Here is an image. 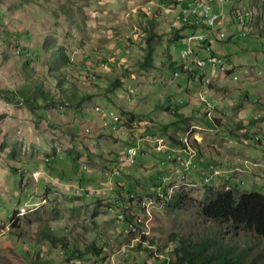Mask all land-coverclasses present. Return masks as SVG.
<instances>
[{"label": "rangeland", "instance_id": "374dc122", "mask_svg": "<svg viewBox=\"0 0 264 264\" xmlns=\"http://www.w3.org/2000/svg\"><path fill=\"white\" fill-rule=\"evenodd\" d=\"M172 3L0 0V89L54 98L31 96L29 107L0 94V264H167L170 234L192 240L226 226L200 214L209 191L264 193V0L228 1L225 11L241 9L251 33L241 37L228 18L214 52L197 50L230 58L236 78L208 66L193 77L182 71L180 52L195 48L188 37L209 32L177 33L183 2ZM186 132L194 151L180 155L192 168L162 166ZM127 146L138 147L137 162L117 175ZM59 164L77 178L57 175ZM159 182L166 200L154 195ZM139 199L147 206L130 225L120 215ZM234 228L246 232L225 229ZM91 242L99 253L79 256ZM263 245L251 243L248 259Z\"/></svg>", "mask_w": 264, "mask_h": 264}, {"label": "trees", "instance_id": "16d2710c", "mask_svg": "<svg viewBox=\"0 0 264 264\" xmlns=\"http://www.w3.org/2000/svg\"><path fill=\"white\" fill-rule=\"evenodd\" d=\"M172 1V4L176 5L181 2H179V0ZM178 17L181 20V27L180 29H176L177 33L187 27H199L192 20L183 17L181 12L178 13ZM177 38H179V35H177ZM155 48L156 47L152 43L151 39H148L145 55V62L147 64L152 63ZM57 54L61 57V59H66L63 52L58 51ZM225 58L229 62H233L230 58L226 56ZM181 68L182 71L189 74L190 77L197 74L196 71L194 73H189L188 70L184 69V65H181ZM35 89L37 90H34V93L31 94L32 97L42 98L44 100V104L46 105L53 103L54 98L51 97L48 92L43 93L40 90L37 96L35 91H38V88ZM28 92L29 91H22L20 94L21 96H17L6 90L0 89V94L4 95V98L8 102L20 103L21 101H25L24 103L30 107L32 102L30 100L31 96ZM121 121L123 123V127L127 125V120ZM85 132L88 134L92 133L90 128L89 131L85 129ZM97 133L101 134V131L97 130ZM74 160L77 161L76 159ZM162 161L163 159L161 160V164ZM64 165L65 164H59L58 166H54L52 169L63 179L73 180L75 177L77 178L73 170H70L68 166L66 167ZM160 187L163 188L161 189L163 195L162 197H164L163 199H168L169 189L167 191L165 187H162L160 182L155 188V197H160L158 195V188ZM174 199L176 200L178 198L169 199L168 201L173 203ZM130 202H132V200H130ZM141 202L142 201L140 199L137 200L138 206H134L133 203L132 205L129 204L126 206L127 213H122L124 214L125 221H127L130 225H134L133 210L136 209L144 211V207L141 206ZM174 204L176 203L174 202ZM199 211L205 218L215 222H222L226 226L228 225L231 227L243 228L246 232L236 234L235 228L233 231H227L225 229L226 226L216 223L212 226L209 233H205L197 239L191 240L176 233H172L169 235V238L172 239V243L169 249L170 257L167 264H264V245L260 248V250H257L250 259H248L252 248L251 243L264 241V193L256 190L239 192L234 186L229 189L209 191V193L205 196V200L200 205ZM130 214L131 216H129ZM222 234H225V239L222 238ZM98 250L99 249L97 248L96 243L91 242L89 245L85 246V249L82 252L78 251L77 253L80 254L79 256H85L88 253H94L97 255L99 253ZM146 251L151 253L150 248L146 247Z\"/></svg>", "mask_w": 264, "mask_h": 264}, {"label": "built area", "instance_id": "2783aa9c", "mask_svg": "<svg viewBox=\"0 0 264 264\" xmlns=\"http://www.w3.org/2000/svg\"><path fill=\"white\" fill-rule=\"evenodd\" d=\"M230 0H181L183 5H181L180 12L183 17H186L192 20L199 27L205 28L209 33H215L218 39H224L226 37L225 31L220 29L228 18H231V13H237L236 11L227 13L223 6ZM244 14L238 13V20L243 19ZM249 33L239 32L241 37H246ZM189 42L195 43V48L188 47L186 50L180 52V58L187 63L184 64V69H191L192 72H195V66H204L205 68L209 63H216L218 65V71L221 74H228V69L231 66H236L233 63L229 62L225 57L212 54L205 55L204 57H199L197 55L199 49V42H208L205 34L192 35L188 38ZM210 50V46L208 49ZM111 124L116 122L109 120ZM162 140V139H161ZM158 149V148H157ZM179 149V148H178ZM162 150V149H158ZM138 147L136 146H127L124 156L119 158L120 161V174L124 165L133 166L137 162ZM182 152V150H181ZM166 159L163 158V166L169 165L171 163H180L182 166H186L187 170L192 168V165H189V158H186V155L183 154L182 160H175V157H169V152L166 155ZM170 159V161L168 160ZM212 167V166H211ZM213 176L211 179H213ZM166 179V178H165ZM164 179V181H165ZM158 195L161 197V187L158 188Z\"/></svg>", "mask_w": 264, "mask_h": 264}, {"label": "bare ground", "instance_id": "6f19581e", "mask_svg": "<svg viewBox=\"0 0 264 264\" xmlns=\"http://www.w3.org/2000/svg\"><path fill=\"white\" fill-rule=\"evenodd\" d=\"M233 16H234V21H236L237 23H239V25H240V27H241V32L242 33H249V29L248 28H246V23H245V20H244V17H243V19H241V20H238V13H234L233 14ZM245 16V18H247V16L246 15H244ZM189 38V37H188ZM208 42H199V49H208ZM208 67H210V68H215V69H218V65L216 64V63H209V65H207ZM196 67H198V69L200 68L202 71H205V67L204 66H196ZM196 69V68H195ZM235 69H236V66H231L229 69H228V74L229 75H233L234 76V72H235ZM188 70V69H187ZM188 72H189V70H188ZM235 78H236V76H234ZM208 78V77H207ZM206 77L205 78H202L203 79V81H205V83H207V84H211V81L209 80V79H207ZM201 100L202 101H205L206 100V98H205V96L204 95H202L201 96ZM207 102V101H206ZM207 106L209 107L210 106V103L208 102L207 103ZM98 109V108H97ZM207 112V115L208 116H210L211 115V112L210 111H206ZM109 123V122H108ZM109 126L111 127V129L112 130H116L117 129V127H116V125L115 124H109ZM87 131H89V129H87ZM188 133H190V132H186V135L187 136H182V138L180 139V141H181V143H182V145L184 146L183 148L181 147L180 149H178L177 150V152H178V154L177 155H173L172 157H175V160H182V158H181V153L183 152V151H185V152H188V153H191L192 151H194V150H192V148H191V146H190V142H189V137H188ZM181 150H182V152H181ZM175 153V152H174ZM169 157H171V155H169ZM162 166H163V161H162V164H161ZM189 165H193V161H192V158H189ZM185 168L187 169V167L185 166ZM116 174L117 175H119L120 174V168L118 167L117 168V171H116ZM212 175L214 176V174H208L207 176H205L204 177V179H203V182L205 183V184H208V183H210L211 182V177H212ZM162 189V188H161ZM161 194H162V190H161ZM163 196V195H162ZM161 196V197H162ZM132 198V197H131ZM147 201H149V203L150 204H152V199L150 200H147ZM155 201V200H154ZM142 203V206L144 207V208H146L145 206H147V202H145V201H143V202H141ZM153 204H154V202H153ZM120 215V214H119ZM120 218L121 219H124V214H121L120 215ZM133 228V227H132ZM134 230H136L135 228H133Z\"/></svg>", "mask_w": 264, "mask_h": 264}, {"label": "crops", "instance_id": "0c3cea01", "mask_svg": "<svg viewBox=\"0 0 264 264\" xmlns=\"http://www.w3.org/2000/svg\"><path fill=\"white\" fill-rule=\"evenodd\" d=\"M244 1V0H243ZM246 2H247V0H246ZM223 9H224V6H223ZM233 11H236L237 13H241V9H239V8H236V6L233 4V7L227 12V13H230V12H233ZM233 14L234 13H231V19L232 20H234V16H233ZM244 20H245V23H246V27L249 29V33H251V29H252V27H253V22L251 21V22H249V24L247 23V20H246V18H245V16H244ZM232 23L234 24V25H236L237 24V26H239V29H240V31H241V27H240V25H239V23H237L236 21H232ZM181 26V25H180ZM256 26H257V24H256ZM223 27V26H222ZM222 27H220V29H222L223 30V28ZM224 31V30H223ZM239 31V32H240ZM206 35V38H207V41H208V45L207 46H210V51H213L214 52V47H213V44H212V41L211 40H213L214 42H218V41H221L220 39H218L217 37H216V34L215 33H208V34H205ZM217 40V41H216ZM192 73V71H189V73ZM182 156H183V154H182ZM200 161H201V158H200ZM199 161V162H200ZM207 163V162H206Z\"/></svg>", "mask_w": 264, "mask_h": 264}]
</instances>
